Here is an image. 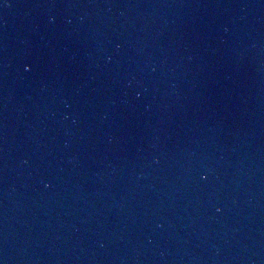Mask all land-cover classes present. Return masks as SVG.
<instances>
[{"label":"water","instance_id":"water-1","mask_svg":"<svg viewBox=\"0 0 264 264\" xmlns=\"http://www.w3.org/2000/svg\"><path fill=\"white\" fill-rule=\"evenodd\" d=\"M8 0H0V22Z\"/></svg>","mask_w":264,"mask_h":264},{"label":"clouds","instance_id":"clouds-1","mask_svg":"<svg viewBox=\"0 0 264 264\" xmlns=\"http://www.w3.org/2000/svg\"><path fill=\"white\" fill-rule=\"evenodd\" d=\"M26 69H27V66H26Z\"/></svg>","mask_w":264,"mask_h":264}]
</instances>
